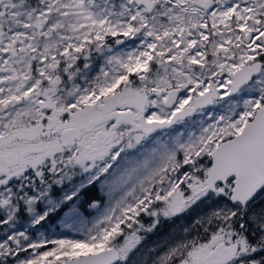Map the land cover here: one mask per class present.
<instances>
[{"label": "snow or ice", "instance_id": "1", "mask_svg": "<svg viewBox=\"0 0 264 264\" xmlns=\"http://www.w3.org/2000/svg\"><path fill=\"white\" fill-rule=\"evenodd\" d=\"M0 264H264V0H0Z\"/></svg>", "mask_w": 264, "mask_h": 264}]
</instances>
